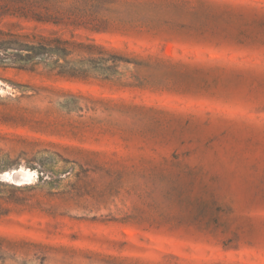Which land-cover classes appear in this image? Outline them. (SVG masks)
Segmentation results:
<instances>
[{
    "label": "rangeland",
    "instance_id": "obj_1",
    "mask_svg": "<svg viewBox=\"0 0 264 264\" xmlns=\"http://www.w3.org/2000/svg\"><path fill=\"white\" fill-rule=\"evenodd\" d=\"M129 1L140 65L0 55V264H264V0Z\"/></svg>",
    "mask_w": 264,
    "mask_h": 264
},
{
    "label": "trees",
    "instance_id": "obj_2",
    "mask_svg": "<svg viewBox=\"0 0 264 264\" xmlns=\"http://www.w3.org/2000/svg\"><path fill=\"white\" fill-rule=\"evenodd\" d=\"M129 0H0V55L22 69L43 63L66 82H86L89 74H117L120 64L140 65L125 52L94 36L121 32L131 20L119 15Z\"/></svg>",
    "mask_w": 264,
    "mask_h": 264
},
{
    "label": "bare ground",
    "instance_id": "obj_3",
    "mask_svg": "<svg viewBox=\"0 0 264 264\" xmlns=\"http://www.w3.org/2000/svg\"><path fill=\"white\" fill-rule=\"evenodd\" d=\"M15 175L18 176V179L16 178V177H17V176H16V177L14 178V179H15L14 181H15V182H18V181H19V178L23 180L25 177L29 176V173H23V172H20V173H17V174H15ZM10 176H11V174L8 175V177H10Z\"/></svg>",
    "mask_w": 264,
    "mask_h": 264
}]
</instances>
